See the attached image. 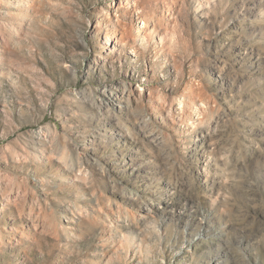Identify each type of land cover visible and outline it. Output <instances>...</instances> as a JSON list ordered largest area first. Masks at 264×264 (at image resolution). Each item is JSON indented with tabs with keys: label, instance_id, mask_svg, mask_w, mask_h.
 Returning <instances> with one entry per match:
<instances>
[{
	"label": "clouds",
	"instance_id": "clouds-1",
	"mask_svg": "<svg viewBox=\"0 0 264 264\" xmlns=\"http://www.w3.org/2000/svg\"><path fill=\"white\" fill-rule=\"evenodd\" d=\"M0 264H264V0H0Z\"/></svg>",
	"mask_w": 264,
	"mask_h": 264
},
{
	"label": "rangeland",
	"instance_id": "rangeland-1",
	"mask_svg": "<svg viewBox=\"0 0 264 264\" xmlns=\"http://www.w3.org/2000/svg\"><path fill=\"white\" fill-rule=\"evenodd\" d=\"M36 67H38V68L41 67V64L40 63H37L36 64Z\"/></svg>",
	"mask_w": 264,
	"mask_h": 264
}]
</instances>
